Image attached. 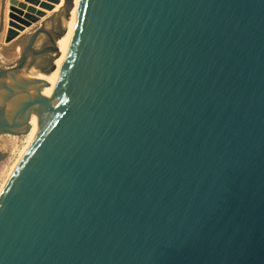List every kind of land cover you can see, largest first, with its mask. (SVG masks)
Here are the masks:
<instances>
[{"label":"water","instance_id":"water-1","mask_svg":"<svg viewBox=\"0 0 264 264\" xmlns=\"http://www.w3.org/2000/svg\"><path fill=\"white\" fill-rule=\"evenodd\" d=\"M37 4L0 0V138L40 120L0 264H264V0H80L51 93L75 0Z\"/></svg>","mask_w":264,"mask_h":264},{"label":"rangeland","instance_id":"rangeland-1","mask_svg":"<svg viewBox=\"0 0 264 264\" xmlns=\"http://www.w3.org/2000/svg\"><path fill=\"white\" fill-rule=\"evenodd\" d=\"M37 1L38 4L35 7L39 10L41 9V5L43 4L53 6L54 9L52 11H46L44 9H41L48 15H51L53 11L59 6L62 0H37ZM6 19L8 20V16L6 17ZM2 36H0V57L2 58L3 63L11 64L18 57L19 53L17 50H14L13 47L11 46L13 44H6L5 37L3 39ZM33 74L37 75V72L34 71ZM30 143H31V137L29 135H25L21 137L3 136L0 138V150L7 153V158L2 163H0V190L3 187V185L6 183V181L9 179L11 172L13 171L16 164L19 162L22 154L28 148Z\"/></svg>","mask_w":264,"mask_h":264},{"label":"bare ground","instance_id":"bare-ground-1","mask_svg":"<svg viewBox=\"0 0 264 264\" xmlns=\"http://www.w3.org/2000/svg\"><path fill=\"white\" fill-rule=\"evenodd\" d=\"M79 3H80V0H75V7H74V9L72 11L71 19H70L69 22L66 23V26H65L66 29H67V32L63 36V38L61 40H59V42H58V47H59V51H60V57L55 62V65H56L55 72L51 76H46V75L42 76L43 74H39V73H37V75H34L33 74L34 70L31 72L33 77H35L39 81L45 82V83H49L51 85V87L49 89H47V93H51V91L54 89L55 85H57V83H58V80H59V77H60V73H61L64 61H65V58H66V55H67V52H68V48H69V45H70V41L72 39V35H73V32H74V26H75L77 13H78ZM63 5H64V0L61 1L59 6L53 11V13L57 12L59 9H61L63 7ZM31 125H32L31 130H30V132L27 135H29L31 137V143H32V141L35 139V137H36V135H37V133L39 131V128H40V120L38 119V117H34L32 119V124ZM30 144H29V146H30ZM26 150L24 151V153L26 152ZM24 153L22 154V156L24 155ZM22 156H21V158H22ZM18 163L16 164V166L18 165ZM16 166L14 167L13 171L15 170ZM13 171L11 172V174L13 173ZM7 181H6V183H7ZM5 184L1 188L0 194H1Z\"/></svg>","mask_w":264,"mask_h":264},{"label":"crops","instance_id":"crops-1","mask_svg":"<svg viewBox=\"0 0 264 264\" xmlns=\"http://www.w3.org/2000/svg\"><path fill=\"white\" fill-rule=\"evenodd\" d=\"M6 13H7V15H8V9H7V12H6ZM7 21H8V20L6 19V22H7ZM2 37H3V39H4L5 35L3 34Z\"/></svg>","mask_w":264,"mask_h":264}]
</instances>
